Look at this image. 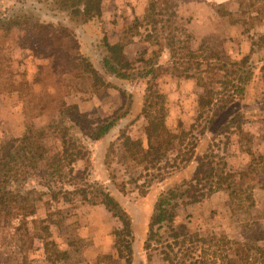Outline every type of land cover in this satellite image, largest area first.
Wrapping results in <instances>:
<instances>
[{
	"label": "rangeland",
	"instance_id": "1",
	"mask_svg": "<svg viewBox=\"0 0 264 264\" xmlns=\"http://www.w3.org/2000/svg\"><path fill=\"white\" fill-rule=\"evenodd\" d=\"M171 3L176 15L166 30L153 36L158 41L155 43L145 41L143 29L135 35L127 31L135 17L144 15L147 0H104L102 16L87 21H70L51 0H0V18L12 15L6 29L0 28V164L9 161L3 156L27 130L46 133L44 145L50 155L62 151L61 135L75 142L70 151L79 155L52 184L56 191L70 192L68 202L51 200L39 178L22 182V175L17 182L13 178L1 184L0 191L43 192L36 212L26 219L27 229L31 234L48 212L53 214V224L48 225L50 239L69 253L68 264L125 263L115 248L121 223L100 203L102 195L114 199L131 223V238L125 240L130 244L131 264H163L164 243L155 241L159 237L168 239V224L155 225L152 217L168 192L177 188V197L171 200L175 203L174 230L206 238L210 245L218 239H229L245 260L249 236L257 228L259 233L264 232V159H259L264 158V0ZM38 24L52 26V32L36 37L40 44L33 39L27 46L22 37L25 31L36 36ZM169 25L177 40L174 29H185L188 37L183 36L190 50L202 45L216 50L225 60L243 64L247 76L243 94L211 121L210 114L198 117L197 100L203 90L193 79L175 77L170 72L160 73L156 79L145 76L149 69L146 60L171 66L165 40ZM118 41L127 43L124 53L133 62L126 79L116 78L103 68V59L109 57L105 43ZM179 53L184 56L183 51ZM82 59L98 78L85 71ZM149 84L165 96L167 128L175 133L181 122L183 130L195 137L190 162L178 165L162 182L147 178L121 145L122 135H128L141 140L146 148V119L141 112ZM75 114L78 120L72 121L70 117ZM239 115L242 118L237 120ZM112 120L114 127L93 139V133ZM213 143L215 155L227 164L236 183L251 191L253 207L234 203L226 190L209 192L204 181L193 188L184 184L196 174ZM188 149L176 146L168 162L172 164L175 157L185 159ZM214 160L217 164L220 161ZM4 173L0 165V177ZM83 194L95 204L83 200ZM18 224L14 220L0 228V264H19L21 255L9 244ZM151 230L153 240L146 243ZM262 239L257 243L260 255L251 261L254 264H264V235ZM34 242L41 248L40 241ZM27 255L39 264L36 252Z\"/></svg>",
	"mask_w": 264,
	"mask_h": 264
},
{
	"label": "trees",
	"instance_id": "2",
	"mask_svg": "<svg viewBox=\"0 0 264 264\" xmlns=\"http://www.w3.org/2000/svg\"><path fill=\"white\" fill-rule=\"evenodd\" d=\"M58 12L67 14L70 21H75L76 18H83L87 21L93 18H100L104 13L102 3L104 0H51ZM240 3V2H239ZM171 0H147L145 13L141 18L135 17L131 26L127 29L132 35L139 34L140 30L145 31V41H153L157 43L153 36L160 30L167 29L168 23L171 22L176 12L171 5ZM12 15L5 14L0 18V28L7 27ZM16 26V25H15ZM158 26L160 28L158 29ZM5 27V29H6ZM38 32L36 36L28 34L25 31L22 40L32 45L31 41L36 40L42 35H47L52 32V26L35 25ZM169 25V29H170ZM8 29V28H7ZM11 27L7 30L10 31ZM172 29L167 33L165 40L167 47L170 50L171 66L162 67L152 61V59L144 61L148 66L145 76H153L157 78L160 73H168L175 77L184 79H193L195 84L199 86L203 92L198 97V117L201 118L205 113L211 118L217 115V112L224 109L229 103L233 102L238 96L244 92V85L247 82V76L243 64L234 63L223 59L219 52L209 49L205 46H200L196 51L188 48L185 29ZM50 32V33H51ZM46 37V36H45ZM188 37V36H187ZM153 39V40H152ZM176 43L178 44L176 46ZM127 43L115 42L105 43V48L109 57L103 59V68L107 73L114 75L116 78H128L126 72L133 65L125 56L124 49ZM157 45V44H156ZM183 51L184 56L179 52ZM81 61V59L79 60ZM141 61H143L141 59ZM84 62L85 71L94 77H97L96 71ZM76 109V107H73ZM142 115L146 119L144 135L146 139V148L139 139H132L128 135H122V148L127 153L131 162L136 166L142 167L146 172L147 178L162 182L165 176L171 170L177 169L180 164L188 163L194 155L195 137L183 130L181 122L178 124L177 133L169 130L166 126V100L165 96L158 90L153 88L151 84L146 89ZM70 117V116H69ZM239 115L236 119H241ZM72 121L78 120V114L75 117H70ZM198 119V118H197ZM234 119V120H236ZM234 120H231L232 123ZM115 125V120H112L101 126L97 132L93 133V139H99L101 136L109 132ZM47 135L44 131H26L24 135L16 141L10 148V151L3 157L8 159V162H2L0 165L5 168V173L0 177V185L20 179L26 182L31 178H39L42 181L40 186H44L49 192L51 200L61 198L68 202L70 192L61 189L56 191L52 187L53 182L62 175V169L66 165L73 163L79 155L71 153L70 148L75 147V142L69 140L65 135H61L60 143L62 151L50 155L44 143ZM215 143L211 144L209 153L203 157L202 162L198 166L196 174L190 181L184 184L195 187L202 181L208 183L209 192L213 193L218 190H226L229 198L234 203H245L250 208L254 206V199L249 189H243L242 185H238L235 178L228 171L227 164L222 158L217 157L213 151ZM178 147H187L185 159L172 160V164L168 162L169 155ZM215 158H219V163H215ZM263 160V157H259ZM66 162V164H64ZM217 164V165H216ZM214 165H216L214 167ZM45 169L43 172L41 169ZM151 172H155L152 174ZM253 172V170H251ZM17 177V178H16ZM147 184V183H146ZM264 188V187H263ZM177 188L168 192V198L163 200L156 206L155 214L152 217V222L155 225L168 224L169 235L167 240L162 237L155 242L164 243L161 247L164 250L161 252V262L163 264H254V256L260 255L261 248L257 245L262 239L264 232L254 230L249 236L248 245L246 247L247 259L240 257L238 252H235L234 244L229 239H218L216 244L210 245L206 238L194 237L186 233H182L173 229L172 224L176 219L174 212L175 203H171L177 197ZM81 192V191H79ZM43 192L30 189L25 192H1L0 191V228H6L12 221L17 220L18 226L13 228L10 235V246L15 249L18 255H21L19 264H38L32 258H28L29 253L36 252L39 258V264H68L70 255L66 251L59 249L57 243L52 241L49 234L48 225L53 224V218L50 212L47 213L46 219L40 220L38 226H34L33 232L30 234L27 229L26 219L32 216L37 210V202H41ZM100 202L109 212H111L121 223V232L119 240L116 242V252L120 259L124 260V264H131V250L129 241L131 238V223L128 220L127 214L120 205L108 195H102ZM83 200L90 204H95L92 200L87 199L86 194H83ZM57 214H60L59 212ZM154 233L149 232V237L146 243H150ZM121 238V239H120ZM34 240L40 241L41 248L34 245ZM263 240V239H262ZM149 248V246H147ZM153 247H150L152 250ZM39 251L41 253H39Z\"/></svg>",
	"mask_w": 264,
	"mask_h": 264
},
{
	"label": "crops",
	"instance_id": "3",
	"mask_svg": "<svg viewBox=\"0 0 264 264\" xmlns=\"http://www.w3.org/2000/svg\"><path fill=\"white\" fill-rule=\"evenodd\" d=\"M33 65H34V63H33ZM25 67V66H24ZM23 68V67H22Z\"/></svg>",
	"mask_w": 264,
	"mask_h": 264
}]
</instances>
